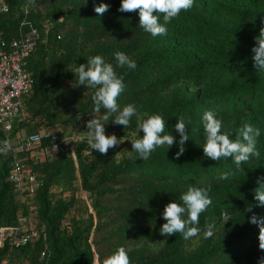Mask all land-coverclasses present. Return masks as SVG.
<instances>
[{
    "label": "trees",
    "instance_id": "obj_1",
    "mask_svg": "<svg viewBox=\"0 0 264 264\" xmlns=\"http://www.w3.org/2000/svg\"><path fill=\"white\" fill-rule=\"evenodd\" d=\"M101 2L110 5L103 15L94 11ZM5 3L0 43L43 23L50 27L46 41L25 61L34 85L21 98V112L8 133H0V142L14 144L18 135L55 129L61 153L34 167L33 192L28 182L16 193L10 179L12 155L0 152V229H7L0 264H92L94 255L100 264L116 246L125 248L130 264H257L264 250L258 248L259 228L248 217L252 212L264 216V207L253 199L256 179L264 175V71L254 67L251 48L264 26V0H194L156 37L139 27L138 10H117L120 0ZM116 50L135 60L136 69L116 68ZM97 54L124 74L118 104L133 103L140 118L161 114L165 131L176 140L178 116L190 119L186 150L179 158L175 142L169 149L156 148L147 160L130 152L129 139L138 138L136 116L126 128L112 117L103 122L106 135L121 139L107 153L88 148L84 130L93 118V90L72 86L68 68ZM205 110H212L233 135L242 123L260 129V156L239 169L231 158L205 157L200 124ZM222 172L228 173L227 180L218 179ZM189 183L212 185V203L199 217L201 233L189 239L180 233L164 237L160 213ZM83 192L88 197L82 202L78 195ZM248 204L252 212H245ZM21 218L38 237L16 246ZM206 226L213 230L207 239L202 236Z\"/></svg>",
    "mask_w": 264,
    "mask_h": 264
},
{
    "label": "clouds",
    "instance_id": "obj_2",
    "mask_svg": "<svg viewBox=\"0 0 264 264\" xmlns=\"http://www.w3.org/2000/svg\"><path fill=\"white\" fill-rule=\"evenodd\" d=\"M194 0H120L119 12H131L138 10V25L144 32L152 37L162 36L166 33V25L181 10H188L192 7ZM110 7L109 4L101 2L94 4V11L103 15ZM155 12V14H154ZM264 24V20H262ZM41 26V25H40ZM28 33V32H27ZM48 33V32H47ZM26 34V33H25ZM255 44L251 48L254 67L259 72L264 71V26L260 27L258 35L254 37ZM116 68L135 70L136 61L131 59L125 52L116 50L113 52ZM74 75L72 86H83L84 89H92L91 112L93 118L86 121V140L88 148L105 154L110 148L121 143V139L113 133L106 135L104 121H110L122 125L125 128L129 125L133 116H136L134 133L138 138L129 139L131 151L137 154L141 160H147L150 154L158 147L167 146L169 149L174 142L178 150L175 157L179 158L186 150L185 141L189 139L186 133V125L191 124L190 119L178 116L177 123L174 125L179 139L165 131L166 121L159 113H145L144 118L137 115L136 105L128 103L118 104L117 98L124 91V74H118L112 63L107 62L102 55H93L86 59V63H79L74 68H68ZM101 109L104 113L100 116ZM114 114V115H113ZM200 124L203 133V153L204 156L213 161L221 158H231L233 164L239 167L248 162L250 158H258L260 152L257 149V137L260 129L249 123H242L235 135L230 131L224 130L222 120L212 110H205L202 114ZM138 130H142L143 135H138ZM168 151V150H167ZM228 173H220L219 180H227ZM257 187L253 190V199L256 206L264 207V175L257 177ZM212 185H197L189 183L186 185L174 200H170L164 205L160 216L164 223L159 228V232L164 237L173 236L180 233L182 238L189 239L201 233L200 214L203 213L212 203ZM174 193V192H173ZM253 205L248 204L245 212H252ZM250 223L256 224L259 228L258 248L264 250V216H258L255 212L248 217ZM203 238L213 236L211 226H206L202 232ZM92 264H97L94 255ZM100 264H130L128 254L123 246H116L109 252ZM257 264H264V256L258 258Z\"/></svg>",
    "mask_w": 264,
    "mask_h": 264
},
{
    "label": "built area",
    "instance_id": "obj_3",
    "mask_svg": "<svg viewBox=\"0 0 264 264\" xmlns=\"http://www.w3.org/2000/svg\"><path fill=\"white\" fill-rule=\"evenodd\" d=\"M7 10L5 0H0V12ZM49 27L50 25L43 23L39 28L19 38L0 43V133H8L13 120L21 112V98L27 95L34 85V79L26 70L25 61L39 43L46 41L45 35ZM57 142L58 134L55 129L39 135H18L14 144L8 141L0 142V152L12 155L10 179L16 193L28 182L30 192L34 191V185H37L36 182L32 183V178L36 176L34 167L51 162L60 155ZM6 231L7 229H0V242L4 241ZM17 231L18 238L14 240L16 246L26 244L27 237H38L35 232L29 233L28 223L24 218L19 219Z\"/></svg>",
    "mask_w": 264,
    "mask_h": 264
},
{
    "label": "bare ground",
    "instance_id": "obj_4",
    "mask_svg": "<svg viewBox=\"0 0 264 264\" xmlns=\"http://www.w3.org/2000/svg\"><path fill=\"white\" fill-rule=\"evenodd\" d=\"M216 3V2H215ZM210 5V4H209ZM215 5V4H214ZM8 12V11H7ZM223 19H225V18H223ZM225 21V20H224ZM233 22V21H232ZM228 23V22H227ZM230 23V22H229ZM194 24V23H193ZM190 27V26H189ZM79 30V29H78ZM78 33V32H77ZM204 41V40H203ZM29 71V70H28ZM32 75V74H31ZM35 77V76H34ZM225 78V77H224ZM231 79V78H230ZM229 79V80H230ZM44 81V80H43ZM36 83V82H35ZM39 83V82H38ZM36 87V86H35ZM24 98V97H23ZM49 99V98H48ZM52 103V102H51ZM50 106V105H49ZM54 107V106H53ZM77 107V106H76ZM48 109H49V107H48ZM50 110V109H49ZM47 112H48V110H47ZM51 114V113H50ZM63 118V117H62ZM55 123H56V121H55ZM19 129V128H18ZM65 129V128H64ZM86 130V129H85ZM84 130V131H85ZM74 131V130H73ZM84 135H85V133H83ZM72 138V137H71ZM75 141V140H74ZM46 142V141H45ZM86 142V141H85ZM4 155V154H3ZM56 162V161H55ZM55 164V163H54ZM54 166V165H53ZM43 167V166H42ZM47 171V170H46ZM42 172V171H41ZM61 177V176H60ZM66 181V180H65ZM13 185V184H12ZM37 186V185H36ZM63 187H64V185H63ZM17 196V195H16ZM41 228V227H40ZM38 229V228H37ZM35 231V230H34Z\"/></svg>",
    "mask_w": 264,
    "mask_h": 264
},
{
    "label": "rangeland",
    "instance_id": "obj_5",
    "mask_svg": "<svg viewBox=\"0 0 264 264\" xmlns=\"http://www.w3.org/2000/svg\"><path fill=\"white\" fill-rule=\"evenodd\" d=\"M79 199L83 202V201H85L86 199H87V194L85 193V192H83V193H79Z\"/></svg>",
    "mask_w": 264,
    "mask_h": 264
}]
</instances>
